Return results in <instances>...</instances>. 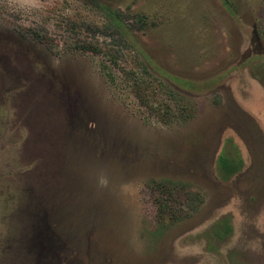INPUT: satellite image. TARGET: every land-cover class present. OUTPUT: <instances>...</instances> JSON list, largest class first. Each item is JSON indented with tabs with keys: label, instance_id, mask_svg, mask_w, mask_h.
<instances>
[{
	"label": "rangeland",
	"instance_id": "obj_1",
	"mask_svg": "<svg viewBox=\"0 0 264 264\" xmlns=\"http://www.w3.org/2000/svg\"><path fill=\"white\" fill-rule=\"evenodd\" d=\"M0 264H264V0H0Z\"/></svg>",
	"mask_w": 264,
	"mask_h": 264
},
{
	"label": "trees",
	"instance_id": "obj_2",
	"mask_svg": "<svg viewBox=\"0 0 264 264\" xmlns=\"http://www.w3.org/2000/svg\"><path fill=\"white\" fill-rule=\"evenodd\" d=\"M110 16L113 18V24L115 27L120 28L119 24L116 23L115 20V13L110 11ZM242 167V160H232L226 157H219V170H220V177L223 180H228L231 176L235 175L240 171ZM217 230L214 231V235L217 237L218 240H223L227 237L230 233V228L228 224L227 217H224L221 221H219L215 227Z\"/></svg>",
	"mask_w": 264,
	"mask_h": 264
}]
</instances>
